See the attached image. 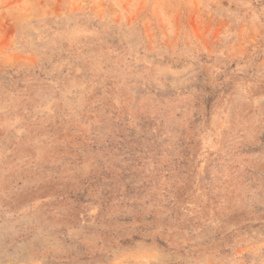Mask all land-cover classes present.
Here are the masks:
<instances>
[{
	"label": "rangeland",
	"instance_id": "obj_1",
	"mask_svg": "<svg viewBox=\"0 0 264 264\" xmlns=\"http://www.w3.org/2000/svg\"><path fill=\"white\" fill-rule=\"evenodd\" d=\"M0 264H264V0H0Z\"/></svg>",
	"mask_w": 264,
	"mask_h": 264
}]
</instances>
